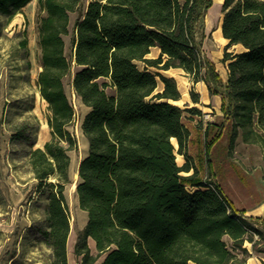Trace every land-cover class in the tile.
I'll list each match as a JSON object with an SVG mask.
<instances>
[{"label":"trees","instance_id":"1","mask_svg":"<svg viewBox=\"0 0 264 264\" xmlns=\"http://www.w3.org/2000/svg\"><path fill=\"white\" fill-rule=\"evenodd\" d=\"M31 1L0 0V16L10 21ZM211 5L212 0H37L36 84L47 102L51 136L35 146L38 124L26 119L11 128L9 142L24 147L20 156L45 200L42 217L27 228L47 248L45 264H68L64 191L71 182L69 151L77 142L69 129L75 110L66 77L87 109L81 130L88 147L75 189L87 214L74 243L79 264L99 258V264H244L252 252L264 254V218L236 208L213 158L226 136L228 156L240 139L258 146L264 162V0H222L225 82L203 47ZM69 32L68 57L63 36ZM27 42H20L26 58ZM237 45L239 50H229ZM152 47L158 56L146 58ZM137 61L146 65L140 68ZM148 66L181 68L191 81H203L210 95L220 96L222 116L200 120L193 129L202 133L206 178L198 177L188 151L192 129L184 122L201 109L172 103L181 98L175 78ZM189 94L200 102L198 92Z\"/></svg>","mask_w":264,"mask_h":264},{"label":"rangeland","instance_id":"2","mask_svg":"<svg viewBox=\"0 0 264 264\" xmlns=\"http://www.w3.org/2000/svg\"><path fill=\"white\" fill-rule=\"evenodd\" d=\"M86 3V0H83ZM214 0H212V5ZM210 7V8H211ZM209 8V9H210ZM208 9V11H209ZM37 11V0H32L21 12L7 21L0 16V189L3 199L0 201V264H45L42 260L47 248L37 245L33 234L27 232L29 225L43 215L45 200L37 191V179L30 172L25 159L20 153L22 146H12L9 142L11 128L23 121L37 122L36 145L42 147L50 139V128L47 123V102L42 99L37 89L36 77L40 69L37 61L35 17ZM205 15V32L209 37L204 40L203 47L214 63L223 82L226 81L227 72L221 62L226 40L217 29L220 26L221 10ZM76 13L70 15V32ZM70 32L64 35L65 52L71 55ZM27 38L28 56L24 55V48L20 45L21 40ZM239 50L240 46H233L229 50ZM159 50L152 47L146 58H156ZM29 60V61H28ZM28 61V63H27ZM140 68L146 63L137 61ZM151 71H158L166 76H174L178 88L182 91L181 98L175 100L174 104L184 108L185 106H196L201 109V115H194L192 119L188 116L184 122L192 129L189 141V153L193 156L199 167L198 177L206 178V165L204 162V149L201 143L202 133L194 129L200 122L217 120L222 116L219 108V100L210 97L204 103L194 104L190 98V90L202 96L201 81L193 82L182 71L170 68L167 71L148 66ZM170 74V75H169ZM157 91L163 87L157 77ZM206 85V84H205ZM65 91L71 101L75 116L69 129L76 138V147L69 151L71 182L65 187V198L70 214V233L67 245L68 264H79V257L74 254V243L77 232L81 230L87 220V214L82 210L77 201L75 189L78 178L77 167L79 161L86 155L87 139L81 130V120L86 112L79 97L73 91L70 78L64 80ZM112 93L110 87L107 88ZM177 148L176 140H173ZM227 137L222 138L215 147L213 158L215 169L221 176L222 188L238 209H248L245 215L264 218V162L262 153L258 146L244 144L238 139L236 147L231 155L227 154ZM17 150V151H16ZM176 159L183 164L184 158L176 152ZM229 166L235 171L228 172ZM242 172L243 174L238 175ZM191 172H182L183 176H189ZM53 180V178H49ZM263 203L261 206H257ZM229 243V238L225 236ZM90 250L95 253L96 249L91 238L88 239ZM247 246H250L246 242ZM258 264H264V254L253 252ZM101 258L95 264H99Z\"/></svg>","mask_w":264,"mask_h":264},{"label":"crops","instance_id":"3","mask_svg":"<svg viewBox=\"0 0 264 264\" xmlns=\"http://www.w3.org/2000/svg\"><path fill=\"white\" fill-rule=\"evenodd\" d=\"M158 49V48H157ZM159 50V49H158ZM170 69V68H169ZM169 69H166V70H164V71H167V70H169ZM175 69H178V70H180V71H182L185 75H186V73L181 69V68H175ZM165 75V74H164ZM170 75V74H169ZM168 76V75H167ZM172 77H174V76H172ZM175 78V77H174ZM202 82V81H201ZM202 86H201V90H202V96L200 97V102H198V103H194V104H199V103H204V101H206L205 99H209L210 97H213L214 99H218L219 100V108H220V105H221V98H220V96L219 95H210L209 94V91H208V88H207V86L205 85V83L204 82H202V84H201ZM179 89V88H178ZM179 91H180V93H182V91L179 89ZM183 94V93H182ZM174 102V101H173ZM205 104V103H204ZM263 203H259L257 206H261ZM244 210H246V212H247V210L248 209H244ZM246 212H245V214H246ZM263 215H264V213H263ZM253 254H255V253H253L252 252V254H251V256L250 257H248L247 258V260H246V262L244 263V264H258L259 262H258V260L254 257V256H252Z\"/></svg>","mask_w":264,"mask_h":264},{"label":"bare ground","instance_id":"4","mask_svg":"<svg viewBox=\"0 0 264 264\" xmlns=\"http://www.w3.org/2000/svg\"><path fill=\"white\" fill-rule=\"evenodd\" d=\"M222 7V0H214V5L209 9L208 15H211L216 12V10H221ZM222 16V12L220 14V17ZM220 31V28H217ZM69 243V237L67 239V245Z\"/></svg>","mask_w":264,"mask_h":264},{"label":"water","instance_id":"5","mask_svg":"<svg viewBox=\"0 0 264 264\" xmlns=\"http://www.w3.org/2000/svg\"><path fill=\"white\" fill-rule=\"evenodd\" d=\"M221 19H222V17H221ZM220 24H221V20H220ZM219 28H220V26H219ZM221 29V28H220Z\"/></svg>","mask_w":264,"mask_h":264}]
</instances>
